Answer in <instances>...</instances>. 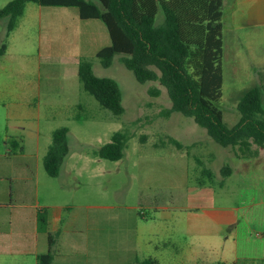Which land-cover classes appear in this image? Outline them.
Wrapping results in <instances>:
<instances>
[{
	"label": "rangeland",
	"instance_id": "1",
	"mask_svg": "<svg viewBox=\"0 0 264 264\" xmlns=\"http://www.w3.org/2000/svg\"><path fill=\"white\" fill-rule=\"evenodd\" d=\"M12 1L0 0V9ZM7 27L8 19L0 20V48L7 45L0 56V191L6 189L12 195L14 188L26 187V179L13 184L4 177L13 176L12 169L23 165L34 174L30 202L49 205L50 212L63 210L69 221L73 219L70 225L82 247L67 251L66 234L62 246L56 244L52 251L53 264H141L146 260L218 264L230 249L229 240L234 246L230 226L238 208L241 259L237 263L264 264V150L260 159L244 161L247 168L238 175L240 162L234 153L218 145L192 118L180 113L164 116L172 103L159 82H137L120 62L122 55L114 58L111 67L102 66L96 55L111 44L108 30L99 20H81L77 8L28 3L8 37ZM77 30L89 44L78 41ZM69 33L71 41H67ZM249 46L246 41L242 44L239 74L234 71L238 60L223 58L220 106L228 128L241 118L233 100L237 93L257 85L264 92V65L247 73L253 55L264 59V50L259 42L253 43L252 51ZM81 62H91L96 76L119 84L121 116L104 109L84 89L78 76ZM153 88L161 94L152 96ZM61 128L69 130V154L59 176L51 178L43 164L54 132ZM117 132L128 138L123 158H100L99 150ZM174 142L184 148L177 149ZM225 167L234 171L232 177L224 176ZM10 197L8 203L13 205ZM26 205L27 200L20 201L15 209H26ZM95 227L100 235L97 241L92 233ZM225 261L233 264L234 258L228 254ZM0 262L38 261L26 256Z\"/></svg>",
	"mask_w": 264,
	"mask_h": 264
},
{
	"label": "trees",
	"instance_id": "2",
	"mask_svg": "<svg viewBox=\"0 0 264 264\" xmlns=\"http://www.w3.org/2000/svg\"><path fill=\"white\" fill-rule=\"evenodd\" d=\"M224 0H13L0 9V20L8 19V35L24 16L28 3L42 7L77 8L81 20H99L107 28L111 44L97 53L104 68L114 58L131 71L137 82H159L166 89L172 108L164 113H180L192 118L222 148L230 149L238 160L259 159L264 149V92L260 85L237 93L240 120L233 128L225 125L220 106L224 83ZM160 13L163 20L160 22ZM7 45L0 48L5 54ZM84 89L115 116L124 113L119 84L94 74L91 62H81L78 71ZM157 97L161 91L150 89ZM67 128L54 132L53 144L44 159V168L57 178L69 154ZM128 143L125 133L117 132L98 152L100 158L119 161ZM177 149L182 144L174 142ZM225 177L231 169L225 167ZM38 231L48 235L49 251L37 264H53L52 251L60 232L49 231V210L37 209ZM239 262V261H238ZM139 264V263H138ZM141 264H157L146 260ZM238 264V263H235Z\"/></svg>",
	"mask_w": 264,
	"mask_h": 264
},
{
	"label": "crops",
	"instance_id": "3",
	"mask_svg": "<svg viewBox=\"0 0 264 264\" xmlns=\"http://www.w3.org/2000/svg\"><path fill=\"white\" fill-rule=\"evenodd\" d=\"M223 26L224 57L227 56L230 61L232 59L238 60V63L235 64L234 71L235 73L239 74V67L243 64L242 61H244L242 58L243 42L246 41L250 44L248 50L252 51L254 49L253 43L255 42H259L260 47H262L264 50V0H224ZM71 34L72 33L68 34L67 41H71ZM74 34L78 41L85 39L83 38L84 35L80 30H77ZM88 42L89 41L87 40L82 41V43L89 44ZM253 58L254 63L251 64V69L247 67V73L257 72V67L264 65L263 58L261 60H256L255 55H253ZM249 81L253 82L254 79H249ZM263 150L264 149L260 151V157ZM238 161L240 162L238 164L239 171H237V174L239 175L242 173V170L247 168V164L244 162L246 160ZM29 169L30 168L24 167L23 165H18L12 169L11 174L13 176H4L10 177L9 179L13 184L16 181H24L25 179L28 183L26 184V187H20L19 190H15L14 188L12 190V195H9L8 190L6 191V189L0 191V210L2 209V212L0 213L1 261L4 259H18L20 257L26 256H31L32 258H35L36 261H38V257L40 255L46 254L49 251L48 235L38 231L37 209H51V206H41L39 201L36 204L30 202V199L33 198L32 194L34 174L32 170L30 173H28ZM233 174L234 171H231V174L228 177H232ZM9 197L14 201L13 205L8 203ZM23 200H27L26 209L18 211L15 209V206L17 203ZM9 206H13L14 209L9 211ZM65 216L66 214L63 212V210L53 212L49 211V231L52 233L60 232V236L56 243L59 247L62 246L61 244L63 243L65 235L67 234V251H79V249L82 247V243H80V241L74 237L77 232L75 229H72L73 227L70 225V223L73 224L74 221L73 219L69 221ZM79 220L81 221L82 218ZM240 220L241 212L238 208L237 218L230 226V230H232L234 233V246L233 241L229 240L230 249L228 252H224L222 257L220 256L221 259L219 260L220 262L218 264H223V262H226L225 258L228 254L233 256V264L237 263L238 260L241 259L239 255L240 251L238 241V225L240 224ZM83 222H86V219H83ZM92 230L94 238L97 241L100 237V235H98V228L95 227V229ZM257 236L259 237V235ZM89 242L90 241H88L85 246H83L84 249L88 248ZM243 255L245 256L246 252L244 254L242 253V257H244ZM1 263L3 262H0V264ZM9 264L18 263L11 262Z\"/></svg>",
	"mask_w": 264,
	"mask_h": 264
}]
</instances>
